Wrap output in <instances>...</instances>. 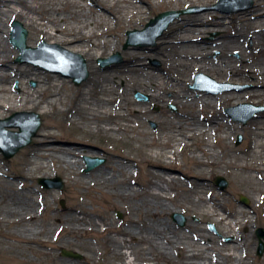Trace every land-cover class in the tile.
Masks as SVG:
<instances>
[{
	"label": "bare ground",
	"instance_id": "6f19581e",
	"mask_svg": "<svg viewBox=\"0 0 264 264\" xmlns=\"http://www.w3.org/2000/svg\"><path fill=\"white\" fill-rule=\"evenodd\" d=\"M213 1L215 0H0V120L11 111L27 113L40 109L42 113H48L57 104L63 106L65 102V96L60 90L66 85V80L28 63H12L18 53L19 57L21 53L8 42V21L17 17L33 31L28 39L31 48L44 42L49 45H59L70 53L87 58L85 64L90 75L87 77L88 80L86 79L87 84L79 92L73 114L89 132H102L113 136L119 126L108 121L114 118L124 119L122 129L132 131L135 125L127 120L125 108H121L120 104L129 102L126 101L128 94L136 90L149 93L155 103L177 101L180 105L199 104L206 107H213L216 101L226 104L240 101L241 97H245L243 95L234 97V93L216 96L189 91L187 86L192 81L189 75L194 71H209L230 82L251 80L255 88L246 93V97L254 95L257 100L261 99L260 96L264 98V22H255L256 19L264 17L259 12L260 7H264V0L255 5L256 9L251 12L247 9L245 13L233 17L231 22L236 25L243 24V29H237L233 33L226 31L222 40L217 43L203 46L201 34L205 30L201 27L208 25L225 27L220 16L213 12L188 14L180 16L171 24L167 35L160 39V46L157 49L139 50L130 47L122 52L125 60L123 65L114 64L109 69H102L98 61V65L96 64L95 60H100L117 50L119 35L114 32L118 27L121 31L128 25L142 26L149 18L148 14L150 15L158 7L206 6ZM171 45L175 46L173 51L161 49ZM213 50L221 51L218 60L209 58ZM234 52L240 54L239 59L232 57ZM35 54L37 56L34 53L27 56L41 60L42 58L48 60L46 57L56 58L61 63H73L68 56L55 49ZM150 58L158 59L163 69L149 66L147 60ZM27 79H34L37 87L28 89L25 86ZM14 80L25 81L20 94H15L11 90L10 86ZM119 81L123 82L122 86H119ZM66 110L68 109L63 112ZM131 112L134 114L139 112L137 105H131ZM18 122L19 120L16 119L15 123ZM221 122L220 142L223 146H227L231 137L222 130L231 131L233 121L225 118ZM62 123L61 121L60 125ZM219 126L217 120L207 117L189 126L191 129L188 133L176 134L177 139L170 147L167 146L168 140L165 135H162L163 140L158 141L157 144L153 140L148 141L149 147L166 149L165 153L162 151L159 153L161 157L158 153H154V159L151 161L154 170L150 171L151 174L164 177L162 170H172L175 163L174 152H179V146H183L185 142L191 146L194 134L202 136L204 142L201 150L197 153L190 152L189 157L194 159V163L198 166L206 168L209 163L214 162L210 154L216 143L214 137ZM5 128L16 131L14 128L18 127ZM52 128L54 126H48L44 134L34 140V148L29 153V160L19 166L20 169L27 167V177L9 176L6 168L0 165V177L7 180H21V183L17 184L9 181L0 182V235L20 237L27 248L42 249L47 254L49 244L55 242L57 234H61V238L67 235L82 237L104 234L103 246L106 252L104 264H154L152 260L155 257L157 260L168 259L171 253L178 254L181 264H225L227 261L232 264H248L245 259L250 237L241 234L240 228L247 227V219L253 217L252 208L239 206L225 211L221 202L216 200L221 194L217 186L215 185L216 187L211 190L204 183H198L195 189L203 196L198 197L197 201L207 200L209 208L204 214L223 222L226 225L223 233L234 235L235 240L227 247L221 245L215 248L212 247L209 233L205 231H203L205 236L186 239L179 232L169 231L167 222L160 221V218L169 212L178 211L172 204L174 196L169 195L171 186L162 181L149 185L126 183L138 173L136 165L129 159H121V164L116 166L118 169L115 175L97 171L101 177L97 189L103 195L105 203L112 206H119L118 200H132L133 197L140 196L139 202L144 206L145 215L157 217L151 239H148L149 234L146 231L140 237L134 216L130 217L132 226L120 227L121 223L118 220L114 223L106 222L101 217V213L91 212V207L85 204V197H81L78 203L67 208L65 215H58L54 201L47 203L46 198L39 197L41 190H48L49 198L55 195V187H44L41 183L42 180L49 179L46 177L51 171L56 174L53 162H67L71 168L75 166L81 169L84 167L85 157L99 158L100 153L48 143L54 135ZM257 137L258 141L253 152L260 154L261 149L264 148V136ZM1 152L4 154L2 150ZM233 167L241 173L251 170L246 163ZM254 173L257 171L255 170ZM35 174L41 175V178L33 185L29 181ZM177 179L179 177L175 175L167 177L171 182ZM26 181H28L27 185L24 184ZM108 185L115 187L105 188ZM93 186L90 184L87 189ZM210 196L213 200L209 199ZM41 218L45 220V225H41ZM145 222L147 225L150 224ZM184 240L196 241L195 243L199 244L203 242L204 248L194 249ZM136 241L144 245L148 241L151 242L150 246L142 248V254L138 256L139 262ZM183 246L187 248L185 253H181ZM84 248L87 251L85 263L91 264L94 248L87 244H84Z\"/></svg>",
	"mask_w": 264,
	"mask_h": 264
},
{
	"label": "rangeland",
	"instance_id": "374dc122",
	"mask_svg": "<svg viewBox=\"0 0 264 264\" xmlns=\"http://www.w3.org/2000/svg\"><path fill=\"white\" fill-rule=\"evenodd\" d=\"M219 0H215L209 5L206 6H181V7H158L150 15L149 18L144 22L142 26L128 25L123 30H116L114 33H118L119 41L117 50L110 55H106L103 58H109L112 55L118 53L121 57V60H114L108 65L101 66L102 69H109L114 64H122L125 61L122 54L123 51L127 50L130 47H135L136 49H157L160 46V39L167 35V32L170 30L171 24L175 22L180 16L188 14H197L202 12H213L218 14L221 20L224 22L225 27L220 26H203L201 27L205 32L202 35V40L204 41L203 46H208L211 43H217L222 40L223 35L227 32L233 33L237 29H243V24L236 25L232 23V18L238 16L244 11L232 12L239 8L238 4H224L218 5ZM261 0H254L253 6L248 9H256L254 6L260 3ZM187 9H197L194 12L181 13L178 15L172 23L168 26L167 30L164 31L162 36H160L154 45L148 44L142 41L139 38H135L134 43L128 45L124 48V44L127 40L126 33L134 29L142 30L147 22L150 19L157 16L159 13L166 11H185ZM261 15H264V7H260ZM12 21L20 22L23 27L27 30L28 36L26 40L27 46H29L28 39L32 35L33 31L28 25H24L21 18L17 17L15 19L8 21V42L10 39V23ZM256 23L264 22V17L255 20ZM255 23V24H256ZM117 27V26H116ZM161 49H168L173 51L175 46L162 47ZM220 50H213L209 54V58L213 60H218L220 57ZM18 55L14 58L12 63H28L35 67H38L40 70L46 71L53 75H57L58 78L64 79L67 81L66 85L60 90L61 93L65 96V102L63 106L57 104L52 110L48 113H42V110L36 109L27 112L38 114L42 122L40 129L37 131L36 136L33 137L31 144L22 148L14 156L6 158L0 150V165L6 168L7 174L9 176L27 177L28 169H20V165L23 162L29 160V153L34 148V140L39 137V135L44 134L48 126H54L51 130L54 135L48 140L50 144L58 145L59 147H67L73 149H89L92 151L99 152V158L104 159V163L94 167L92 170L85 172L86 164L81 169L71 168V165L67 162H53L56 174L51 171L50 174L46 177L49 179L59 178L63 184L61 189L55 188V195L52 198L47 196L48 190H41L39 197L46 198L47 203L54 201L56 207V213L58 215H65L67 213V208L78 203L81 197H85V204L91 207V212L101 213V217L106 220V222L112 221L113 223L118 220L121 225L120 227H126L127 225L132 226L131 216H134L135 225L138 228V233L145 234V231L149 234L148 239H151L152 231L154 229V224L157 222V217L145 215L144 206L140 205L139 199L140 196H135L132 200H118L117 203L119 206L107 205L103 198V195L97 189V183H100V174H97V171L110 173L115 175L117 172V165L121 164V159H129L133 164L136 165L137 174L131 177L130 181L126 183H137L139 185H149L155 182L160 183V181L167 183L171 186V191L169 192L170 196H174L172 204L178 211H171L164 217L160 218V221L167 222L169 225L168 229L173 233H180L182 237L191 240L192 237H202L205 232H208L211 238L212 247H221V245L227 247L231 245L235 236L232 234H224L223 232L226 229V225L223 222H219L217 219L207 216L204 212H208V203L207 200L197 201L198 197L203 196L200 192L195 189V185L198 183H204L211 190L215 186V178L220 176L223 177L227 182V187L224 190H219V194L216 197V200L221 202L222 209L225 211H230L233 207L244 206L247 208H252V215L247 219V227L240 228V232L243 235H248L250 237V243L248 248V253L246 255L245 261L248 264H263L264 263V253L261 257L256 255L258 240L256 236V230L258 228L264 229V148H262L260 154H256L255 148L258 141L257 136H264V111L257 113L254 118L249 120L246 124H242L232 119V130L228 131L227 129L222 130L226 135L231 137V141L227 146H223L220 142L221 136V121L225 118H230V116L225 112L226 109L230 107H235L239 104H253L255 106H264V98L262 96L260 100H257L256 97L249 96L246 97V93L253 90L255 87L251 80L243 79L237 80L235 82L227 81L225 78L220 77L212 72L206 71H194L189 75V78L192 80L187 89L193 92L207 93L211 95L220 96L223 94L234 93V97L237 95H243L240 101L227 102L226 104L216 101L213 107H206L199 104H186L180 105L177 101L167 103H155L151 100L149 93L142 91H134L128 94L127 100L129 102H121L120 107L125 108L124 113L128 117L127 120L133 122L135 127L132 128V131L123 130L124 119L114 118L108 122L116 124L119 126V129L113 136L103 134L102 132H89L81 124L79 119L76 118L73 114V109L76 106L77 97L80 90L87 84V80L83 81L79 85L73 83L72 78L64 76L59 70V65L54 66L55 69L42 65L41 60L33 57H26L22 62L17 61ZM234 59H239L240 54L234 52L232 54ZM86 58V57H85ZM84 58V59H85ZM101 58V59H103ZM87 59V58H86ZM96 64L98 60H95ZM149 66L156 69L161 68V63L156 58H150L147 60ZM98 65V64H97ZM198 73H202L215 82L219 84H225L228 87L225 88V91L218 94H212L210 92H215L221 89L219 86L206 83L204 92L200 90H194L190 86L193 85L194 76ZM90 75V74H89ZM26 81V82H25ZM25 81L14 80L11 84V90L15 94H20L22 89V84L25 82L28 89H35L37 87V82L34 79H27ZM119 86L123 85L122 81H119ZM143 96L145 100H138L137 96ZM164 102V101H160ZM137 105L139 112L134 114L131 112V105ZM170 106H174L176 111L170 109ZM61 108V109H60ZM136 108V107H135ZM65 109L66 112H63ZM25 111H11L6 114L3 118H10L15 113H22ZM239 114V113H238ZM247 112H240V117L246 115ZM211 117L219 123V128L215 134L214 140V149L211 151V157L213 158V163H209L208 166L200 167L194 163V159L189 157L190 152L197 153L202 148L203 137L194 134L192 136V145L188 146L185 142L183 146H179V152H174L175 163L173 164L172 170H162V175L164 177L155 176L151 174L150 171L154 170L152 166V160L154 159V153H158V156L161 157V151L165 153L166 149L156 148V146L149 147L147 146L148 141L153 140L155 144L158 141L163 140L162 135L167 136L168 144L167 146H172L173 142L176 141V134L188 133L192 124H197L203 118ZM27 120L28 117L23 118ZM188 119H193L189 121ZM231 119V118H230ZM63 122L60 125V122ZM156 124L157 127H153L152 124ZM179 123V124H177ZM197 127V126H196ZM13 128V127H11ZM10 129V128H9ZM18 131V128H14ZM13 130V129H10ZM171 135V136H170ZM238 136L242 137L240 144L236 145ZM254 151V152H253ZM162 153V154H163ZM210 157V156H209ZM84 162V161H83ZM231 162L232 164L230 165ZM241 163H246L250 167V171L239 172L234 169V165ZM61 164V165H60ZM109 170H112L109 171ZM176 170V171H175ZM255 170L257 173H254ZM177 176L179 179L171 182L167 180L169 176ZM31 176V175H30ZM41 175L35 174L31 176V184H37ZM203 179V180H198ZM6 181L12 182L13 184L21 183L20 179L16 180H7L4 177H0V182L5 183ZM28 184V181L24 183ZM90 184L94 185L93 188L87 189ZM114 188L115 186H105V188ZM216 188V189H217ZM213 194V193H212ZM243 196L247 198L248 204L244 205L240 202V197ZM88 197V198H87ZM210 200L213 198L210 196ZM217 204L216 201H213ZM63 205V206H62ZM257 206V207H256ZM138 208V209H135ZM43 211V210H42ZM121 214V218L118 217V214ZM180 213L186 217L187 221L185 225L179 226L173 219L172 214ZM204 214V215H201ZM150 222L149 225L145 224ZM145 222V223H144ZM41 225H45V220L40 219ZM135 226V227H136ZM214 226L215 230L211 228ZM149 228V229H148ZM205 231V232H203ZM206 235V234H205ZM204 235V236H205ZM57 234L55 242L49 244L48 251L45 253L44 250H37L35 248H27L24 241L20 237H7L0 235V264H89L85 263V257L87 251L84 248V244L91 245L94 248V253L92 255L93 260L91 264H104L105 248L103 246V240H105L104 234L96 235H87L82 237H72V236H63ZM239 236V235H238ZM116 238V236H114ZM185 241V240H184ZM136 246L137 259L139 262V255L142 254V248L144 246H150L151 242L144 245L139 241ZM187 242V241H185ZM187 242L189 247H192L197 250H202L204 248L203 242L195 243ZM191 245V246H190ZM186 246H183L181 253H185ZM71 251L73 253L80 254L82 259H73L70 257H65L62 255V251ZM26 259V260H25ZM154 264H181L177 253H171L168 259L157 260L156 257L152 260ZM117 264V263H113ZM225 264H232L227 261Z\"/></svg>",
	"mask_w": 264,
	"mask_h": 264
},
{
	"label": "water",
	"instance_id": "95a60500",
	"mask_svg": "<svg viewBox=\"0 0 264 264\" xmlns=\"http://www.w3.org/2000/svg\"><path fill=\"white\" fill-rule=\"evenodd\" d=\"M226 3L239 4L240 5L239 8L235 10H231V12H237L251 8L253 5V0H220L219 1V5H223ZM189 11H195V10H188V12ZM181 13L183 12L169 11L159 14L155 19H152L146 25L144 30L142 31L134 30L128 32L127 33L128 40L125 43L124 47L130 45L133 42L134 38L137 37H140L142 39H148L149 44H154L157 38H159L162 35V33L168 28L169 24L174 20V18ZM11 27H12V31H11L10 42L21 53L20 57L18 58V61L22 62L23 58L30 53H37L48 49H55L61 52L62 54L68 56V58L71 59L73 62V66L72 68H70V71L64 72L65 76L72 77L75 85H79L84 80L87 79L89 74L86 68L85 61L80 55L70 53L58 45H49L44 42L40 44L39 48L28 47L26 44L28 32L23 27V25L18 21H12ZM117 57L120 58L118 54ZM110 61L111 60L109 59H103L100 61V63L102 65H106ZM194 80H195V84L192 86V89H200L199 85L203 82H209L215 85L225 86V84L216 83L213 79L202 73L197 74ZM222 91L223 89L214 93H218ZM138 99H146V98H144L143 96H138ZM240 110L246 111L247 114L240 117V115L238 114L239 113L238 111ZM226 111L229 112L236 120L245 124L248 120L255 117L257 113L264 111V107L255 106L252 104H240L236 107L229 108ZM25 117H28V119L27 120L20 119ZM16 119L19 120L18 123H15ZM13 126H17L19 128V131L18 132L8 131L5 128V127H13ZM40 126H41L40 117L38 114H34V113H21V114L15 113L6 120H0V149L4 152V156L6 158H10L14 156L18 150L30 144L32 137L35 136ZM241 139H242L241 136H239L237 140V144L240 143ZM85 161L87 163V168L85 171H90L95 166L100 165L104 162L103 159L89 158V157H85ZM41 183L44 185V187H55V188L63 187V184L59 179H54V180L46 179V180H42ZM215 183L221 190L225 189L227 186V182L222 177H217ZM241 202L243 204H248V201L244 197H241ZM172 218L180 226H183L186 222V218L179 213L172 214ZM256 235L258 238L257 255L260 257L264 253V230L258 229L256 231ZM62 254L68 257H72L74 259L81 258L79 254L73 252L63 251Z\"/></svg>",
	"mask_w": 264,
	"mask_h": 264
},
{
	"label": "flooded vegetation",
	"instance_id": "af4514ba",
	"mask_svg": "<svg viewBox=\"0 0 264 264\" xmlns=\"http://www.w3.org/2000/svg\"><path fill=\"white\" fill-rule=\"evenodd\" d=\"M155 126V128L157 127V125H154Z\"/></svg>",
	"mask_w": 264,
	"mask_h": 264
}]
</instances>
